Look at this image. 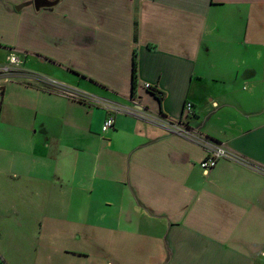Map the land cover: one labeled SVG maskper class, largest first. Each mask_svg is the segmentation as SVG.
<instances>
[{
    "label": "crops",
    "instance_id": "obj_1",
    "mask_svg": "<svg viewBox=\"0 0 264 264\" xmlns=\"http://www.w3.org/2000/svg\"><path fill=\"white\" fill-rule=\"evenodd\" d=\"M48 1L0 0V264H264V0Z\"/></svg>",
    "mask_w": 264,
    "mask_h": 264
},
{
    "label": "built area",
    "instance_id": "obj_2",
    "mask_svg": "<svg viewBox=\"0 0 264 264\" xmlns=\"http://www.w3.org/2000/svg\"><path fill=\"white\" fill-rule=\"evenodd\" d=\"M11 62L17 63L18 58L16 56H12ZM5 69L9 70V68H5ZM146 87L151 88L150 84H147ZM185 108H186V112H190L192 110V104L189 102L186 103ZM114 125H115V120L112 117H108L106 121L104 122L103 131H106L114 127ZM173 127L174 129H176L177 131H180L181 133H187L185 128H182V127L179 128L175 126ZM198 141L204 146H206L208 150L207 157L200 164L202 168L206 170L207 172L212 170L220 159H223V158L238 159L236 154H234V152H232L226 145H224L221 142L212 140L208 137H200Z\"/></svg>",
    "mask_w": 264,
    "mask_h": 264
},
{
    "label": "trees",
    "instance_id": "obj_3",
    "mask_svg": "<svg viewBox=\"0 0 264 264\" xmlns=\"http://www.w3.org/2000/svg\"><path fill=\"white\" fill-rule=\"evenodd\" d=\"M137 84H138V78H137V60L136 58L134 59V65H133V94L135 95L136 89H137ZM158 93V96L161 97L160 93L156 91V94Z\"/></svg>",
    "mask_w": 264,
    "mask_h": 264
},
{
    "label": "rangeland",
    "instance_id": "obj_4",
    "mask_svg": "<svg viewBox=\"0 0 264 264\" xmlns=\"http://www.w3.org/2000/svg\"><path fill=\"white\" fill-rule=\"evenodd\" d=\"M10 70H11V68H9V70L0 69V88L3 87L6 79L12 75V73H10ZM5 73H6V75H4Z\"/></svg>",
    "mask_w": 264,
    "mask_h": 264
},
{
    "label": "water",
    "instance_id": "obj_5",
    "mask_svg": "<svg viewBox=\"0 0 264 264\" xmlns=\"http://www.w3.org/2000/svg\"><path fill=\"white\" fill-rule=\"evenodd\" d=\"M34 4L36 8H39L40 6H43V5H49L51 4V2L48 0H34Z\"/></svg>",
    "mask_w": 264,
    "mask_h": 264
}]
</instances>
